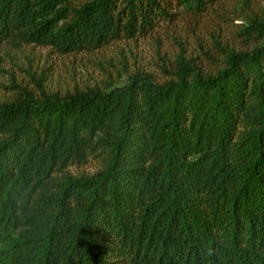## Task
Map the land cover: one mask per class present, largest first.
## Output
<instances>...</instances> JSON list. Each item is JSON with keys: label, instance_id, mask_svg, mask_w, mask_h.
Returning a JSON list of instances; mask_svg holds the SVG:
<instances>
[{"label": "trees", "instance_id": "16d2710c", "mask_svg": "<svg viewBox=\"0 0 264 264\" xmlns=\"http://www.w3.org/2000/svg\"><path fill=\"white\" fill-rule=\"evenodd\" d=\"M148 40L176 49L1 81ZM0 90V264H264V0H0Z\"/></svg>", "mask_w": 264, "mask_h": 264}, {"label": "rangeland", "instance_id": "374dc122", "mask_svg": "<svg viewBox=\"0 0 264 264\" xmlns=\"http://www.w3.org/2000/svg\"><path fill=\"white\" fill-rule=\"evenodd\" d=\"M171 40H163L160 44L150 40L140 45H129L123 49L121 45L110 47L104 51L103 55H77L58 56L47 49L39 47H26L22 53L13 54L12 60L4 59L2 68L9 72V76H3V85H8L11 79L21 85L34 88L32 81L44 71L46 87L52 91L72 90L76 85L83 88L86 84H91L89 76L98 81L103 75L100 73L104 68L107 72L115 74L113 68L121 70L127 63L130 68H153V63L159 64L154 53L157 47L161 49L175 51L176 46ZM124 46V45H123ZM24 70L32 74L31 76L20 71ZM4 94L0 90V96Z\"/></svg>", "mask_w": 264, "mask_h": 264}]
</instances>
